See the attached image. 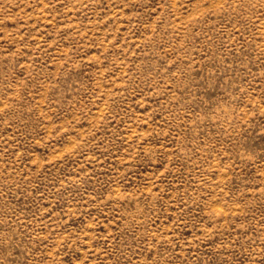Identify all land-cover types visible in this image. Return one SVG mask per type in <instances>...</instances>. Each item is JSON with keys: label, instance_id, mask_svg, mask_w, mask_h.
Here are the masks:
<instances>
[{"label": "rangeland", "instance_id": "rangeland-1", "mask_svg": "<svg viewBox=\"0 0 264 264\" xmlns=\"http://www.w3.org/2000/svg\"><path fill=\"white\" fill-rule=\"evenodd\" d=\"M0 264H264V0H0Z\"/></svg>", "mask_w": 264, "mask_h": 264}]
</instances>
